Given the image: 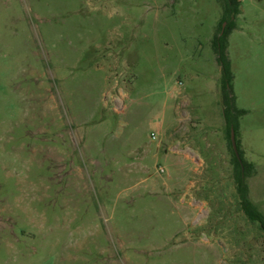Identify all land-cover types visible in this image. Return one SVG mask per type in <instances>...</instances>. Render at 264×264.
Returning a JSON list of instances; mask_svg holds the SVG:
<instances>
[{
  "label": "rangeland",
  "instance_id": "obj_1",
  "mask_svg": "<svg viewBox=\"0 0 264 264\" xmlns=\"http://www.w3.org/2000/svg\"><path fill=\"white\" fill-rule=\"evenodd\" d=\"M236 1L226 56L243 114L229 121L264 217V0ZM222 13L219 0H0V264H264L216 97ZM175 141L204 162L169 155Z\"/></svg>",
  "mask_w": 264,
  "mask_h": 264
},
{
  "label": "trees",
  "instance_id": "obj_2",
  "mask_svg": "<svg viewBox=\"0 0 264 264\" xmlns=\"http://www.w3.org/2000/svg\"><path fill=\"white\" fill-rule=\"evenodd\" d=\"M222 3L223 13L218 23L216 34L211 40V49L215 55L216 62L220 69L219 87L221 93V103L223 105V117L226 127V140L229 150L232 154V162L234 165V181L237 195L238 206L245 216V219L251 224L256 225L264 232V217L250 204L248 201V189L245 184V178L250 176L252 169L251 164L239 163L230 142L231 128L236 132L235 124L229 121V116L234 112L236 115L243 114V111H235L233 107V99L230 96L231 82L233 79L229 61L226 56L228 46V36L234 29V19L239 15L240 4L236 0H219ZM225 23V27L222 24Z\"/></svg>",
  "mask_w": 264,
  "mask_h": 264
},
{
  "label": "crops",
  "instance_id": "obj_3",
  "mask_svg": "<svg viewBox=\"0 0 264 264\" xmlns=\"http://www.w3.org/2000/svg\"><path fill=\"white\" fill-rule=\"evenodd\" d=\"M173 89L174 90H178V88L177 87H173ZM171 96H174L173 95V93H171L170 94ZM179 95H181L180 93H179ZM216 97H217V102H219V104H220V92H218L217 93V95H216ZM174 98H175V96H174ZM107 99H110L109 98V96H108V98ZM105 100H106V98H105ZM114 101H116L114 98H112V102H114ZM107 102V101H106ZM105 102V103H106ZM180 104V106H183V107H187V105H189L190 104V102H189V98L186 96V95H182L181 96V98H180V100H178V99H176V104ZM107 104V103H106ZM117 104V103H116ZM219 104H217V105H219ZM178 107H177V105L174 107V109H173V114H174V118H175V120H177L178 121V119H176V116H175V113H176V109H177ZM187 111H182L181 113H180V120H182V118L183 119H185V120H187V117H186V115H185V113H186ZM187 114V113H186ZM188 116V115H187ZM175 129H173V130H170V131H166V133H174V132H172V131H174ZM165 147H166V149H167V152H168V154L169 155H171V156H174V157H178V158H180L181 160H182V163L185 165L186 163H188V162H192L193 164H194V166H196L197 164H198V161L199 162H201V163H203L204 161H203V159L201 158V156H200V154L198 153V151L196 150V149H192L190 146H188V145H181L180 144V142H177V141H175V142H170L168 145L166 144V142H165ZM194 155L197 157V159L196 158H194ZM180 200V202L182 203V205L184 206V207H186V201H185V199L183 198V196L179 199ZM187 208V207H186Z\"/></svg>",
  "mask_w": 264,
  "mask_h": 264
},
{
  "label": "water",
  "instance_id": "obj_4",
  "mask_svg": "<svg viewBox=\"0 0 264 264\" xmlns=\"http://www.w3.org/2000/svg\"><path fill=\"white\" fill-rule=\"evenodd\" d=\"M230 142H231V145H232V148L234 150V153L240 163V160H239V157H238V154H237V149H236V142H235V136H234V130L231 128L230 130Z\"/></svg>",
  "mask_w": 264,
  "mask_h": 264
},
{
  "label": "built area",
  "instance_id": "obj_5",
  "mask_svg": "<svg viewBox=\"0 0 264 264\" xmlns=\"http://www.w3.org/2000/svg\"><path fill=\"white\" fill-rule=\"evenodd\" d=\"M160 172H163V170H162V169H160Z\"/></svg>",
  "mask_w": 264,
  "mask_h": 264
}]
</instances>
